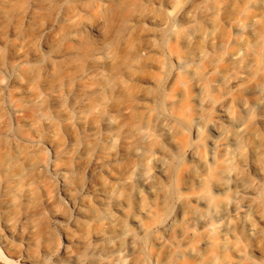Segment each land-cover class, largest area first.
Here are the masks:
<instances>
[{
  "label": "rangeland",
  "instance_id": "rangeland-1",
  "mask_svg": "<svg viewBox=\"0 0 264 264\" xmlns=\"http://www.w3.org/2000/svg\"><path fill=\"white\" fill-rule=\"evenodd\" d=\"M170 10L181 11L163 32L161 20ZM254 14L261 19L255 32L236 30L235 22ZM259 25L264 26V0H0V81L5 85L0 89V137L8 125L11 133L3 137L12 154L8 171L21 174L12 188L6 187L9 174L0 165V257L24 264H66L69 261L61 252L65 244L75 259L86 258L95 243L77 239L94 233L96 226H107L83 215L98 208L97 194L87 190L78 199L66 195L57 188L56 172L47 160L70 170L75 193L81 180L96 185L127 176L150 152L164 157L177 154L184 137L202 144L201 151L206 152L208 140L229 141L232 134L229 121L214 106L198 104L205 93L214 99H234L239 111L253 104L244 143L252 133L264 137V108L256 105L260 95L243 89L248 80L240 87L233 85L241 66L220 79L228 71L226 55L239 45L237 39L253 40L264 34ZM200 50L203 57L194 58ZM12 67L13 72H8ZM161 105L171 115L191 109L210 114L225 133L206 129L196 136L178 123L182 129L167 135L161 131ZM146 126L153 134L140 138L139 129ZM109 134L116 135V140L108 141ZM54 147L62 149L57 156ZM97 155L108 163L90 178L84 166ZM245 155L252 158L249 146ZM223 157L217 154L218 159ZM235 163L239 164L238 157ZM194 167L198 171L191 172ZM199 172L198 161L185 156L157 174L156 196L145 192L144 204L153 211L164 206L167 194L170 213L177 220L170 240L180 239V229L187 228L186 218L194 211L207 209L196 201L177 202L178 195H192L202 188L194 178ZM247 174L256 178L251 171ZM134 187L125 186L123 194ZM121 206L117 214L125 218L132 208L125 202ZM24 214H29V220L19 221ZM259 227L262 235L234 226L235 235L225 247L210 245L199 255L187 253L182 242L156 246L153 239L158 232H154L147 253L137 252L128 261L264 264V221ZM202 235H188L191 246H198ZM54 246L55 254H47Z\"/></svg>",
  "mask_w": 264,
  "mask_h": 264
},
{
  "label": "bare ground",
  "instance_id": "bare-ground-1",
  "mask_svg": "<svg viewBox=\"0 0 264 264\" xmlns=\"http://www.w3.org/2000/svg\"><path fill=\"white\" fill-rule=\"evenodd\" d=\"M180 11L170 10L166 18L161 20L160 25L163 32L168 28L170 19L177 17ZM209 16L210 13L205 14L206 18ZM260 20L258 14L248 15V20L235 22V28L237 31L255 32V27L260 24ZM260 29H264V26ZM187 39L189 40L190 36ZM237 42L239 45L226 55V59L229 61L228 71L223 73L220 79H226V74L236 65L241 66V73L233 80V85L240 87L242 82L248 80L249 83H245L242 86L243 89H252L257 92L260 98L258 97L259 100L256 105L264 108V34H258L253 40L238 38ZM203 55L204 52L200 50L196 52L194 58L201 59ZM244 58L248 61L246 64H243ZM14 69L15 67H12L8 72H13ZM96 74L101 75V72L97 71ZM16 81L22 83L20 78H17ZM4 88V82L0 81V89ZM198 104L202 107L214 106L219 115L229 121V131L232 134L229 141L210 139L205 145L206 152H202V144L194 143L189 137H184L180 142V151L177 154H169L164 157L150 152L142 162L131 168L127 176L110 183L101 180L96 185L81 180L75 189V193L71 188L70 170L65 167L57 168L52 160L46 161V164L56 172L57 188H61L72 199L82 197L87 190H93L97 194V209L92 212H83L79 208L78 211L83 212V215L90 221L104 222L107 225L96 226L94 233L77 239L82 243H95L90 249V255L86 258L75 259L69 245L65 244L61 248V252L69 261L66 264H130L128 260L137 252L147 253L154 232H158L153 239L156 246L169 245L174 247L178 242H182L187 247L186 252L195 255H199L202 248L210 245H213L214 248L225 247L229 237L235 235L234 226L243 227L246 233L250 235L263 234L259 222L264 221V137L252 133L251 140L247 144L244 143V137H246L244 135L249 130L247 129V122L253 113V104L251 107L244 105L243 109L239 111L234 106V99L228 96L222 99H214L208 93H205L198 100ZM159 110L164 114V116L162 114L159 116L161 131L167 135L180 130L181 127L178 123L183 125L182 128L189 129L196 136L202 135L206 129L217 132L223 131L217 120H214L210 114L198 112V109L173 115L166 113L164 105H161ZM261 120L264 122V113L261 115ZM10 131L11 128L7 125L3 133L7 137L11 133ZM152 134L153 130L148 126L139 129L140 138H146ZM5 136L0 137V165L6 171L5 174H9L8 183H5L6 187L12 188L11 183L12 185L15 184L21 174L8 171L12 154L4 146L5 139L3 137ZM247 139L249 140L250 137ZM107 140L115 141L116 135L109 134ZM248 146L252 152V158L245 155V148ZM61 152L62 149L53 148L55 156ZM218 153H222L224 156L221 160L217 158ZM185 156L198 161L202 172L193 176L195 182L202 188L192 195H178L177 202L187 204L196 201L207 206V209L194 211L191 216L186 218L187 228L181 227L178 237L180 239L170 240V232L175 227L177 220L170 213L167 194L163 196L164 206L153 211L144 204L145 192L156 196L157 174L164 173L167 166ZM236 157H238L239 164L235 163ZM107 161L100 155L93 156L84 166L85 174H88L90 178L96 177L99 171L106 168ZM192 171H198V168L194 167ZM247 171H251L256 175V178L248 176ZM180 178H183L182 174ZM134 184L136 187L124 195L123 188L127 185L134 186ZM23 194H28V190L24 191ZM219 196H223V198L217 199ZM123 202L132 208V211H129L125 218H121L117 214L123 210L121 206ZM29 218V214H24L19 217V221L29 220ZM67 220L72 222L71 217ZM7 227L12 229V224L8 222ZM86 233L89 232L86 231ZM198 233L203 234L198 246H191L187 236ZM55 248L56 246L50 248L47 254L54 255L57 251ZM240 253L237 255L240 256ZM0 264L24 263L14 258L0 257ZM34 264L43 263L37 261ZM228 264H237V261L230 260Z\"/></svg>",
  "mask_w": 264,
  "mask_h": 264
}]
</instances>
